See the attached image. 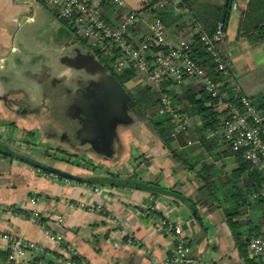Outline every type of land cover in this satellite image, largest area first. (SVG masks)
<instances>
[{"label": "crops", "instance_id": "obj_1", "mask_svg": "<svg viewBox=\"0 0 264 264\" xmlns=\"http://www.w3.org/2000/svg\"><path fill=\"white\" fill-rule=\"evenodd\" d=\"M125 1L126 10L139 12L153 0ZM236 1L239 3L245 0ZM152 10L153 8L138 14L134 32L130 33L135 44L149 36V26L154 20ZM239 23V9L231 11L225 40L220 46V52L229 64V83L237 86L247 96L264 95V87L248 83L252 81L250 70L264 66V49L252 50L245 40L237 41ZM183 34L184 32L167 34L166 46H177ZM73 45L76 46L61 30L50 9L34 0H0V143L21 154L37 157L36 153L27 152L30 144H33L27 136L35 134L38 138L41 131L38 128L35 131L24 129L22 126L33 127L38 124L47 113L48 103L58 97L56 87L53 89L49 83L53 79L65 81L70 75L67 73L69 67L65 69L62 60L68 57L66 47ZM57 61L62 62V72L57 68ZM55 72L58 74L53 75ZM189 81L181 84L186 87V91L198 84L193 81L191 84ZM70 95L67 93V96ZM9 109L18 112L11 113ZM64 109L66 116L72 119L67 114V104ZM139 123L135 122L128 128L118 126L116 153L108 161L98 154L94 158L80 146L73 145L72 138L65 133L55 139L58 144L50 145L59 148L64 143L70 148L72 156L98 163L107 162L118 169L114 175L123 179L132 178L136 172V180L144 183L157 181L158 187L173 190L174 194L194 203L196 184L181 175V171L185 169L173 161L171 154L147 122L142 120ZM1 131L7 133L10 141L1 135ZM46 140L51 142V139ZM214 147L215 158L203 149L194 152L192 158H206L205 163L212 164L220 178L230 180L233 172L238 169L235 158L230 154L224 155L228 145L223 140L217 141ZM38 161L83 180L109 175L94 171L93 168L77 173L67 165H56L63 162L59 160ZM146 162L148 166L145 165ZM37 170L25 163L0 157V234L22 238L45 251L44 255L38 257L26 255L23 264H65L71 258H77L80 264H156L170 253L172 241L168 235L155 228L153 216L141 212V206L149 203L164 208L159 213L160 217L168 216L171 221L182 224L191 234V262L187 264H245L221 209L210 202V195L208 201L209 204L212 203L211 206L198 208L203 223L200 225L184 204L174 197L143 190L89 185L81 181H50L39 176ZM187 173L195 176L191 172ZM33 195L38 201L36 207L30 204ZM67 200L89 205L101 204L107 209V214H92L75 206H68ZM8 208H13L17 214H7ZM33 209L40 211L43 225L63 236L66 246L74 248L73 254L50 241L43 229L28 219L27 213ZM165 211L167 215L163 214ZM59 217L65 218L61 226L57 223ZM247 218V221L257 223L263 220L262 211L256 209L243 220ZM260 232L264 233V226L260 228ZM130 239L132 244L128 243ZM8 248L9 242L0 239V264L7 263ZM263 259L264 257L257 259L255 263L264 264Z\"/></svg>", "mask_w": 264, "mask_h": 264}, {"label": "trees", "instance_id": "obj_2", "mask_svg": "<svg viewBox=\"0 0 264 264\" xmlns=\"http://www.w3.org/2000/svg\"><path fill=\"white\" fill-rule=\"evenodd\" d=\"M164 1L173 2L174 0H153L147 7L135 13L138 15L140 12L153 8L151 12L153 19L161 20L165 26V39L166 35L172 34V32L175 34L184 32L185 34L180 38V41L190 43L191 55L195 62L215 82L222 83V88L226 90L229 98H234L235 93L229 83V67L227 74L223 75L217 71L213 57L206 52L200 40V35L195 33V29L198 27L201 34L212 36L220 22L227 26L231 16L232 4L237 1L179 0L176 8L158 7L159 3ZM238 9L240 11V23L237 41L245 40L252 50L257 48L264 49V0L239 2ZM103 10L102 15L105 22L114 29H117L122 20L130 14V11L118 9L111 5L109 1L103 3ZM52 13L55 17V12L52 11ZM60 22L61 30L72 39L74 44L88 49V44L85 40L75 37L73 32L66 26V23ZM133 30L134 28L131 29L130 33ZM129 39L132 42L130 35ZM179 44L180 42L177 46L168 48H178ZM156 49L160 50V47H156ZM90 52L121 86L124 87L129 81L145 80V75L139 73L132 64L125 67L121 72H115L112 69V63L119 58V55L113 58L104 56L95 50ZM185 81H189L191 84L193 81L198 84L186 91V87L184 88V86L177 84L173 80L164 83L160 87L144 81L142 86H136L135 91H129L128 94L141 109L145 116L144 120L151 127L161 144L171 154L173 161L180 165L181 168L195 174L196 180L201 183L202 188L209 192L210 202L215 203L218 209H221L224 221L245 264H256L255 259L248 258L247 247L251 238L264 237V233L260 232V228L264 226V197L261 196V192L264 190V172L252 169L250 163L242 158V154L233 152L232 148L219 133L225 121L226 113L217 107V99H213L205 92L199 80L190 78ZM164 94L171 98L174 106H180L181 111L188 115L187 132L175 136L171 118L168 115L159 113L161 98ZM239 95L245 94L240 92ZM247 97L255 100V103L261 108L264 95ZM172 134L175 138L172 137ZM219 140H223L228 145V150L224 155H233L238 165V169L233 172L230 180L220 178L218 176L219 172L214 166L205 163L206 158L196 160L192 158L194 152L201 149L205 150L209 156L216 157L214 145ZM45 156L47 157L49 154L45 153ZM60 161L62 160L60 159ZM145 165L148 166V163L146 162ZM109 175L114 176V174ZM131 179L136 181V176ZM83 183L94 185V183L87 181ZM146 184L157 186V181ZM170 191L173 192V190ZM256 209L262 211L263 220L257 223L247 221L248 218L245 221L243 220L247 216H251ZM70 260L80 264L77 262V258H71Z\"/></svg>", "mask_w": 264, "mask_h": 264}, {"label": "built area", "instance_id": "obj_3", "mask_svg": "<svg viewBox=\"0 0 264 264\" xmlns=\"http://www.w3.org/2000/svg\"><path fill=\"white\" fill-rule=\"evenodd\" d=\"M109 1L111 5L118 9H126L125 0H34L41 6L54 11L56 19L66 23L69 30L75 37L85 40L90 51L102 53L104 56L119 58L112 63L115 72H121L125 67L134 65L137 71L145 75V80L160 87L166 82L173 80L177 84H182L186 79L195 78L199 80L205 92L213 99H217V107L224 111L225 121L219 133L225 142L232 148L233 152L242 154V158L249 162L251 168L259 172H264V98L261 108L255 100L245 95H239L237 86H231L235 93L234 98H229L222 88V83L215 82L205 70L200 67L191 55L190 43L181 41L178 48H168L165 40V26L159 19H154L149 26V36L139 44L129 39L131 29L135 28L138 22V15L135 12L122 20L117 29L112 28L103 18V3ZM179 0L173 2H161L158 7L176 8ZM238 10V3L232 4V11ZM61 23V22H60ZM59 23V24H60ZM62 24V23H61ZM227 26L220 22L215 28L212 36L201 34L199 28L195 33L200 35L206 52L213 57V62L219 73L227 74L229 64L219 52L221 44L225 40ZM156 47H160L157 50ZM157 50V51H156ZM159 113L168 115L171 118L174 135L187 132L189 118L181 111L180 106H174L171 98L164 94L161 98ZM1 135L10 141L7 133L1 131ZM82 161H86L83 159ZM39 176L50 181L62 180L58 175L38 169ZM88 186V185H86ZM264 197V190L261 192ZM37 198L33 195L30 204L37 206ZM68 204H74L68 202ZM80 210L92 214H105L107 209L101 204L89 205L85 202L75 204ZM25 210V209H24ZM164 208H159L152 203L141 206L144 215L153 216L154 226L157 230L165 233L171 238L172 249L167 257L156 264H187L191 262V248L189 242L191 234L183 228L182 224L171 221L168 216L159 213ZM163 213L167 215L168 213ZM7 214L16 215L13 208H8ZM28 219L39 225L50 241L59 247H65L70 254L75 252L71 246H66V242L60 234H55L46 225L41 223L42 217L38 209H33L27 213ZM107 214V213H106ZM157 216V217H154ZM65 220L62 217L57 219L59 226ZM0 239L9 242L8 256L6 264H23L26 255L38 257L44 255L45 251L33 243L22 238H15L5 234H0ZM131 239L128 243H131ZM247 253L249 259H260L264 257V237H253L249 240ZM65 264H77L71 260Z\"/></svg>", "mask_w": 264, "mask_h": 264}, {"label": "water", "instance_id": "obj_4", "mask_svg": "<svg viewBox=\"0 0 264 264\" xmlns=\"http://www.w3.org/2000/svg\"><path fill=\"white\" fill-rule=\"evenodd\" d=\"M82 55L84 56L85 62L88 64L85 65L88 71L92 75L96 74L98 80L92 83L87 91L80 90L76 93L75 98L69 105L67 114L72 118L79 117L81 120V128L77 133V138L81 145H89L96 154L110 160L114 158L116 153L115 143L118 140L116 134L117 127L120 125L130 126L135 123L130 113L139 120H144L145 116L136 105L135 101L130 97L127 90L97 61L90 50L85 48V54ZM66 61L69 62V64H67L69 68L71 66L79 69L78 67L83 66L73 64L69 57H65L62 60L64 63H66ZM4 156L10 160H16L36 169L58 175L65 180L87 181L89 183H94V185L116 186L134 190L140 189L174 197L184 204L194 220L200 225L203 223L198 208H208L211 206L208 201V192L202 188L201 183L196 180V177L187 173L186 170H182L181 175L186 177L190 182H194L197 186V195L194 198L195 204L169 190H165L156 185H149L138 180L135 181L131 178L123 179L116 175L113 177L111 175H106L83 180L80 177L73 176L51 165H46L28 155L16 152L5 144L0 143V157Z\"/></svg>", "mask_w": 264, "mask_h": 264}, {"label": "rangeland", "instance_id": "obj_5", "mask_svg": "<svg viewBox=\"0 0 264 264\" xmlns=\"http://www.w3.org/2000/svg\"><path fill=\"white\" fill-rule=\"evenodd\" d=\"M172 33H174V32H172ZM76 48L79 52H81V54H85V48L86 47L84 48L81 45H77ZM74 49H75L74 45L70 46L68 48L66 47L65 53L70 56V54H72L74 52ZM61 63L62 62H60V61H57V63H56L58 70H61L60 72H62L64 70L61 67ZM66 63L68 64V62H66ZM66 63H64V62L62 63L64 65L65 69L68 68ZM73 64L80 65V62H74L73 61ZM86 64H87L86 62H83L81 64L83 66L78 67L79 69H76V68H73L70 66L69 71L67 72L70 74L67 77V81H69V84H71L73 86L72 87L73 92L78 87L77 79L80 75H83L82 76L83 77V83H82L83 87L81 89L83 91H87V89L92 85V83H94L98 80L96 74H93V75L90 74L87 67L85 66ZM75 65H73V66H75ZM55 74L57 75L58 73L55 72L53 75H55ZM53 75L51 74V76H53ZM249 76L252 80V81L248 82L250 85L254 84L256 87L257 86L258 87H264V66L256 67V69L250 70ZM143 83L144 82H142L141 79L138 81H134V82L129 81L124 85V88L127 90V92L135 91L134 89L136 88V86H139V85L142 86ZM57 96L58 97H55V99H53V102L48 103V106H46L47 107V109H46L47 113H46V115H44L39 120L38 124L37 123H36V125L34 124L33 127L22 126L24 129H31V130L35 131V128H38L41 131V135L38 136V138H37V136H35V134L30 135L29 132L27 133V135L29 134L27 137H29V140H31L29 142H33V144H30V147H29L27 152L36 153L37 157H34V158L41 160V161H46V159L55 160V161L59 160L60 161V159H61L64 162V160H65L66 161L65 163L58 162V164L56 163V165L61 166V167H64L65 165H67L69 168H72L70 170H76L77 173L83 172V171H88L86 169L91 170V168H93L94 171L98 170L100 173L117 174L118 169L115 166L108 165L109 163H107V162L98 163V162H95V161L89 160V159H87L88 161L86 162V161H82L81 158H79L78 156H76V157L72 156V154L70 152L71 151L70 148L67 145H65L64 143H61L62 145L60 144V146L57 145V146H59V148L50 145V144H58L57 143L58 140H55V139H57L58 137H60V135L65 133L69 138H72L71 141H72L73 145L80 146L82 148V150H85L87 153H90L91 156H94V158H97V155L92 150V148L89 145H85V144L81 145V143L79 142V140L77 138V133L80 130L81 124H82L80 118L76 117V118L70 119L69 117L66 116V111L64 109V106L67 104V106L69 107L70 103L75 98V96H72L73 97L72 98L71 96H67L66 93H62V92H58ZM69 98H70V100H69ZM9 111L11 113H17L18 112V111L10 110V109H9ZM41 116H42V114H41ZM130 116H131V118H133L135 120V122H137V124H140L139 121H142V120H139L134 115H132L131 113H130ZM132 126H133V124H132ZM125 127L128 128L129 126H125ZM116 134H117V137L119 138L118 127L116 129ZM24 137H26V134L24 135ZM172 137H174L173 134H172ZM46 139H51L50 140L51 142L47 141ZM19 144H20V142H19ZM17 147H21V146H17ZM55 148H57L58 150H55ZM61 148H64V149L62 150ZM45 153L49 154V156H47V158L45 156ZM213 158H215V157H213ZM106 161H108V159H106ZM137 167H138V165H137ZM179 167L181 168L180 165H179ZM135 174H136V172L133 173V177L135 176ZM68 202H73L74 204H68ZM79 202H81V201L67 200L66 204L68 206H75L77 208V206L75 204H77ZM62 218L65 220L64 217H62Z\"/></svg>", "mask_w": 264, "mask_h": 264}, {"label": "flooded vegetation", "instance_id": "obj_6", "mask_svg": "<svg viewBox=\"0 0 264 264\" xmlns=\"http://www.w3.org/2000/svg\"><path fill=\"white\" fill-rule=\"evenodd\" d=\"M77 45L75 46V49H74V52L72 53V54H70V56L68 55V57H69V59L73 62H80V65L79 66H81V64L83 63V62H85V59H84V56L81 54V52H79L78 50H77ZM67 62V61H66ZM67 64V63H66ZM65 64V65H66ZM68 64H69V62H68ZM63 67H64V65H63ZM66 67V66H65ZM67 68V67H66ZM68 69V68H67ZM69 70V69H68ZM71 70V69H70ZM83 75H80L79 77H78V79H77V84H78V87L74 90V92L72 91V85L71 84H69V81H67V79L65 80V81H62V80H57V79H53L52 81H50V83H49V85L53 88V89H55V87H56V92H62V93H71V97L72 96H75L76 95V93H77V91H80L81 89H82V87H83V85H82V83H83V77H82ZM92 83V82H91ZM90 83V84H91ZM83 91V90H82ZM73 98V97H72ZM69 100H70V98H69Z\"/></svg>", "mask_w": 264, "mask_h": 264}]
</instances>
